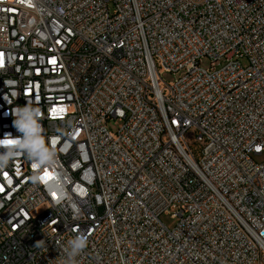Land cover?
<instances>
[{"label": "built area", "instance_id": "built-area-1", "mask_svg": "<svg viewBox=\"0 0 264 264\" xmlns=\"http://www.w3.org/2000/svg\"><path fill=\"white\" fill-rule=\"evenodd\" d=\"M18 108L54 162L0 169V264H264V0H0Z\"/></svg>", "mask_w": 264, "mask_h": 264}, {"label": "clouds", "instance_id": "clouds-1", "mask_svg": "<svg viewBox=\"0 0 264 264\" xmlns=\"http://www.w3.org/2000/svg\"><path fill=\"white\" fill-rule=\"evenodd\" d=\"M14 117L13 126L21 134L13 136L6 133L0 138V169L5 168L11 160L22 154L27 155L40 167L51 166L54 162V154L43 147L40 143V125L35 110L31 108H18L11 113ZM11 141V143H10ZM37 246H41L37 242ZM87 247V237L80 233L68 242L65 249L67 257H71L72 264H75V258ZM65 256L63 264H68V258Z\"/></svg>", "mask_w": 264, "mask_h": 264}, {"label": "rangeland", "instance_id": "rangeland-1", "mask_svg": "<svg viewBox=\"0 0 264 264\" xmlns=\"http://www.w3.org/2000/svg\"><path fill=\"white\" fill-rule=\"evenodd\" d=\"M203 65L204 66H208L209 65V63L205 60L204 62H203ZM174 74L173 73H164L163 75H162V78H163V80H165V81H171V80H173L174 79ZM201 146V145H200ZM199 146L198 145H193V149H194V151L196 152V155H197V158H200V153H199ZM161 219H162V221H163V223L165 224V225H167V226H169V227H172L173 226V224L175 223V220L170 216V215H168V214H164V215H162V217H161Z\"/></svg>", "mask_w": 264, "mask_h": 264}, {"label": "snow or ice", "instance_id": "snow-or-ice-1", "mask_svg": "<svg viewBox=\"0 0 264 264\" xmlns=\"http://www.w3.org/2000/svg\"><path fill=\"white\" fill-rule=\"evenodd\" d=\"M10 143H11V141H10Z\"/></svg>", "mask_w": 264, "mask_h": 264}]
</instances>
